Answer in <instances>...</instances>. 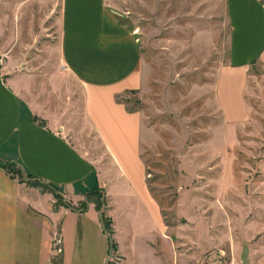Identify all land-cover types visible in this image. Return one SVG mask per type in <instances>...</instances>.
Listing matches in <instances>:
<instances>
[{"label": "crops", "instance_id": "crops-1", "mask_svg": "<svg viewBox=\"0 0 264 264\" xmlns=\"http://www.w3.org/2000/svg\"><path fill=\"white\" fill-rule=\"evenodd\" d=\"M57 3L59 34L47 46L49 71L17 72L5 57L0 62V159L53 184L71 203L101 188L118 247L111 250L95 203L84 211L55 209L52 192L0 167V264H182L184 254L148 182L142 114L118 99L141 86V46L107 0ZM226 3L230 58L216 95L232 121V114L246 117L248 70L264 60V3ZM55 51L57 61L50 55ZM89 133L104 149L98 161L76 145ZM194 257L223 264L217 250Z\"/></svg>", "mask_w": 264, "mask_h": 264}, {"label": "rangeland", "instance_id": "rangeland-1", "mask_svg": "<svg viewBox=\"0 0 264 264\" xmlns=\"http://www.w3.org/2000/svg\"><path fill=\"white\" fill-rule=\"evenodd\" d=\"M107 3L141 46V86L121 100L142 114L148 182L182 264H202L194 256L211 250L223 264H264V60L248 70L246 117L226 121L216 95L230 58L226 0ZM58 17L57 0H0V62L5 57L17 72L49 71ZM50 55L57 61L56 51ZM78 141L99 160L104 149L93 133ZM14 171L28 178L17 163ZM100 198L72 204L86 208Z\"/></svg>", "mask_w": 264, "mask_h": 264}, {"label": "trees", "instance_id": "trees-1", "mask_svg": "<svg viewBox=\"0 0 264 264\" xmlns=\"http://www.w3.org/2000/svg\"><path fill=\"white\" fill-rule=\"evenodd\" d=\"M118 99H119V101H122L125 103V101L121 100L120 96L118 97ZM129 110L133 111V109H129ZM15 163L16 162H13V161H3L0 159V167L4 168L12 177L17 178V173L14 171ZM20 181L25 182L30 186L37 187L44 192H47V191L52 192L54 197H55V203H54L55 209L61 205L68 207V208H71L72 210L84 211L88 208V206L86 208H84V207L80 208V207L74 206L71 202H68L63 198V196L57 191L56 186H54L51 183L45 182L43 179L38 178L36 176H33L31 174H28V178L20 179ZM97 194H99L101 196V198H100L101 203H95V204H96L97 209L100 211V217H101V221L104 225L105 232L108 234V240H109L110 248H111V250L116 251L118 245H117V242L113 236L114 230L112 227V220L110 217L107 216V214L105 212L106 197H105L104 191L101 188L96 187L87 193L86 199H89L91 196H94V195L96 196ZM108 264H115V262L110 261Z\"/></svg>", "mask_w": 264, "mask_h": 264}, {"label": "built area", "instance_id": "built-area-1", "mask_svg": "<svg viewBox=\"0 0 264 264\" xmlns=\"http://www.w3.org/2000/svg\"><path fill=\"white\" fill-rule=\"evenodd\" d=\"M53 247H54V249H56L57 252H59V253L61 252V250H62V238L61 237H56L54 239Z\"/></svg>", "mask_w": 264, "mask_h": 264}]
</instances>
